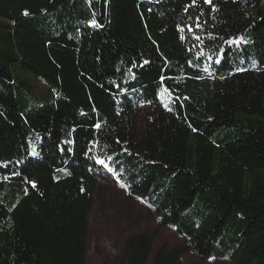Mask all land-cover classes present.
<instances>
[{
    "label": "trees",
    "instance_id": "1",
    "mask_svg": "<svg viewBox=\"0 0 264 264\" xmlns=\"http://www.w3.org/2000/svg\"><path fill=\"white\" fill-rule=\"evenodd\" d=\"M106 176L157 215L119 264H264V0H0V264H87Z\"/></svg>",
    "mask_w": 264,
    "mask_h": 264
},
{
    "label": "rangeland",
    "instance_id": "2",
    "mask_svg": "<svg viewBox=\"0 0 264 264\" xmlns=\"http://www.w3.org/2000/svg\"><path fill=\"white\" fill-rule=\"evenodd\" d=\"M250 1V0H246ZM263 5V4H261ZM254 8L249 5L247 12L252 13ZM246 43V39L244 40ZM253 59L252 54L249 55ZM255 63V60H252ZM21 80L27 81L33 87V94L42 96L45 88L42 82L31 74H20ZM51 95L44 100L33 99L26 90L16 95V103L21 111H26L35 106L43 105L51 101ZM149 108L139 106L138 128L142 137L148 130ZM112 177H103L99 180L91 213L89 215V233L87 239V264H119L124 246L127 240L137 232H152L157 227V215L142 197L137 199L131 196L127 189ZM143 201V202H142ZM185 241L179 237L175 229L164 227L154 240L150 259L157 249L162 246L168 248L183 247ZM212 264H234L223 260H210ZM182 264H203L192 252L186 253L182 258Z\"/></svg>",
    "mask_w": 264,
    "mask_h": 264
},
{
    "label": "snow or ice",
    "instance_id": "3",
    "mask_svg": "<svg viewBox=\"0 0 264 264\" xmlns=\"http://www.w3.org/2000/svg\"><path fill=\"white\" fill-rule=\"evenodd\" d=\"M195 2H196V0H193V4H195ZM203 2L205 3V4H211V0H203ZM216 9L213 7V11H215ZM92 23L93 24H95V21H92ZM144 63H148V61H145ZM95 127L96 128H99L100 127V125L99 124H96L95 125ZM33 154H35L34 152H33ZM97 163H103V161H100V160H97ZM17 175H18V173H16ZM33 187H35V185L33 184ZM121 187H124L123 185H121ZM137 199H140L139 197H137ZM143 202V201H142ZM211 259H214V257H210V260Z\"/></svg>",
    "mask_w": 264,
    "mask_h": 264
}]
</instances>
